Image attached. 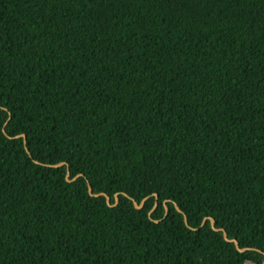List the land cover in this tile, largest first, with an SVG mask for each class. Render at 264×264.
I'll return each mask as SVG.
<instances>
[{"label": "trees", "instance_id": "obj_1", "mask_svg": "<svg viewBox=\"0 0 264 264\" xmlns=\"http://www.w3.org/2000/svg\"><path fill=\"white\" fill-rule=\"evenodd\" d=\"M0 264H264V0H0Z\"/></svg>", "mask_w": 264, "mask_h": 264}, {"label": "water", "instance_id": "obj_2", "mask_svg": "<svg viewBox=\"0 0 264 264\" xmlns=\"http://www.w3.org/2000/svg\"><path fill=\"white\" fill-rule=\"evenodd\" d=\"M20 136H23L24 138H25V143H26V137H25V135H18V137H20ZM26 148H27V150H28V145H27V143H26ZM29 151V150H28ZM70 176V170L68 169V177ZM82 175H78L75 179H77V178H79V177H81ZM70 180V179H69ZM89 189H90V193H91V195H93V196H96V197H100V196H105L106 198H107V200H108V202H109V204L112 206L113 204H111V197L109 196V195H107V194H105V193H103V192H101V193H94V190H93V187H92V185L91 184H89ZM126 196H128V194H126V193H124ZM120 195H121V193H117L116 194V204L119 202V200H120ZM148 199V197L147 198H145L144 199V201H143V203L142 204H138V202L136 201V200H134V203H135V205L137 206V207H139V208H141L142 207V205L143 204H145V202H146V200ZM115 205V204H114ZM166 208H167V210H168V206H166ZM177 208H178V210L180 211V212H182V210L177 206ZM185 220H186V223L188 224V218H187V215L185 214ZM211 220H212V226H213V228H214V230L215 231H222V229H219V228H217L216 227V220L214 219V218H211ZM206 221V220H205ZM204 221V222H205ZM224 233H225V238H226V240L227 241H229V242H235L236 243V245H237V248L239 249V250H241V251H245V250H242L241 249V247H240V244H239V242L236 240V239H230L229 237H228V233H227V231H225L224 230Z\"/></svg>", "mask_w": 264, "mask_h": 264}]
</instances>
